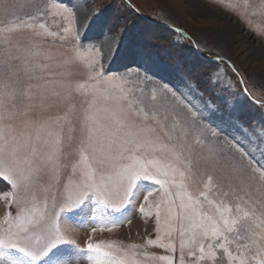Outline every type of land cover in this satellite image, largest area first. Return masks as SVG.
Instances as JSON below:
<instances>
[{"label": "snow or ice", "instance_id": "1", "mask_svg": "<svg viewBox=\"0 0 264 264\" xmlns=\"http://www.w3.org/2000/svg\"><path fill=\"white\" fill-rule=\"evenodd\" d=\"M30 7L34 13L21 17L11 0H0V14L14 17L0 25V178L11 186L12 191L4 193L11 197L9 204L17 205L15 217L6 212L0 224V264H79L84 252L90 264H141L134 251L141 246L136 244L89 240L80 248L62 231L60 217L89 201L119 211L136 197L138 182L145 181L156 186L144 194L149 208L155 209L157 233V239H148L147 245L174 253L178 234L179 264H186V256L192 258L187 264H217L218 250L227 264H264V126L258 131L256 125L246 129L236 125V135L216 117L210 100L203 99V91L232 88L221 79L223 70L217 66L225 63L223 57H208L210 71L204 80L194 82L182 71L179 83L165 82L161 76L146 107L143 89H138L142 93L138 96L126 89L127 70L110 72L111 59L105 65L106 56L114 59L126 39L137 47L145 37H130L127 26L113 25L104 41L85 45L87 28L82 35L75 13L63 0L54 4L30 0ZM60 15L67 22L63 34L47 23L50 16ZM163 23L183 36L176 43L186 42L194 55L202 54L203 49L183 29ZM23 32L29 34L27 44L15 39ZM57 36L69 48L56 65L64 71L49 68L40 74L48 68L35 59L42 52L40 44ZM226 63L236 73L235 65ZM72 68L78 69L80 79L74 78ZM154 80V75L145 74L147 83ZM238 83L243 84V78ZM242 91L247 93V88ZM77 97L79 106L72 104L64 116H43L49 100L71 104ZM38 110L41 114L34 116ZM74 121L79 122L78 135H74ZM66 144H75L78 159L60 186L61 169L66 167L61 158L71 155L64 151ZM194 154L197 161L202 159L221 174L217 182L209 174L204 190L193 191L189 183ZM41 174L56 186L50 208L48 195L43 207L38 202ZM156 194V200L149 199ZM139 211L145 212L144 204ZM116 226L114 221L100 225ZM162 230L166 243L160 238ZM139 255L174 264L172 255L146 251Z\"/></svg>", "mask_w": 264, "mask_h": 264}, {"label": "rangeland", "instance_id": "2", "mask_svg": "<svg viewBox=\"0 0 264 264\" xmlns=\"http://www.w3.org/2000/svg\"><path fill=\"white\" fill-rule=\"evenodd\" d=\"M16 5L15 14L25 16L33 14L34 10L30 7V0H11ZM60 0H41L42 4H54ZM67 6L71 7L84 34L87 28L89 40L84 44L101 43L105 40L109 27L115 25L118 28L127 26L129 36L134 38L145 37L140 40L137 47H131L126 39L123 46L113 59L106 56L105 65L108 60H112L110 72L124 74L127 70L128 83L125 86L133 96L141 95L138 89H143L145 106L150 107L151 89L155 84L160 83L163 76L165 82L169 79L179 83V73L189 75L195 82L207 79L206 73L210 71L209 63H204L195 54L194 49L190 50L189 45L175 41H183V36L174 33L165 26L163 21L175 25L184 30L187 36L191 37L201 49V56L216 55L223 57L225 61H231L235 65L236 73L230 65L218 63L217 66L223 70L221 79L225 83H230V91L218 92L217 90L203 91V99L210 100L211 106L216 110V117L225 122V126L236 135V125L248 128L256 125L259 131L264 126V0H129V3L137 11L133 12L124 0H63ZM97 9L101 13L93 15ZM56 10L53 9V12ZM14 17L0 14V25L9 22ZM147 18L156 21L164 27L152 24ZM47 23L52 31L59 34L62 28L67 26V22L62 15L50 16ZM27 32L18 34L15 39L21 43H28ZM3 47V36L0 35V48ZM107 53V45H103ZM113 47H115L113 45ZM42 52L35 57L39 64L47 65L40 74L46 73L49 68L54 72L64 71L63 67H56L62 54L69 48L66 41H61L59 36L48 38L40 44ZM45 53L48 59H45ZM91 58V53H85ZM214 70V69H213ZM75 73L74 78L80 79L79 71L72 68ZM155 76L152 84L145 81V74ZM243 78L244 83L238 81ZM203 86H201V89ZM247 88V93L242 90ZM254 98V99H253ZM72 104L79 106V98H74L71 104L53 98L44 105L42 112L44 117L55 118L69 113ZM38 110L34 116H39ZM151 122V121H150ZM74 135H78L79 122L74 121ZM166 139V138H165ZM195 143V141H192ZM71 152V155L61 163L66 165L61 169L60 186L68 178L71 172V164L78 159L76 146L73 144L64 149ZM199 152V147L196 148ZM257 160H260V153H256ZM213 176L214 182L219 181L220 172L207 167L201 159L197 161L195 154L192 157V176L189 181L193 191L204 190V183L208 175ZM225 190H227L226 181ZM142 185V186H141ZM149 187H156L152 182H138V191L131 204L121 208L119 211L111 208H103L95 202L89 201L81 208L73 210L71 213H64L60 217L62 231L74 239L80 248H85L87 242L112 241L117 245L128 246L136 244L134 251L138 254L141 264H164L163 261L152 260L150 257L139 255L143 252L161 255H172L174 264H179V237L176 234L174 243L176 252H169L157 245H147L148 239L156 240L155 231V209L149 208L144 201V194ZM51 178L47 174H41L37 185V197L40 207H43V199L49 196V208L51 207L50 194L55 190ZM12 191L7 181L0 178V224L3 223L6 212L15 217L17 205L9 204L11 197L4 196L5 192ZM159 194L150 197L156 200ZM231 193L229 200H231ZM255 198V197H254ZM141 204H144L145 212L139 211ZM151 214H148V213ZM106 221L116 222V227L101 228L100 225ZM96 228V231H92ZM162 242H167L168 237L164 231L160 233ZM186 256L187 261L191 260ZM217 264H227L222 251L218 250ZM79 264H90L87 252L79 255ZM208 264H212L211 261Z\"/></svg>", "mask_w": 264, "mask_h": 264}, {"label": "trees", "instance_id": "3", "mask_svg": "<svg viewBox=\"0 0 264 264\" xmlns=\"http://www.w3.org/2000/svg\"><path fill=\"white\" fill-rule=\"evenodd\" d=\"M124 3L125 4H128L129 6H130V9L133 11V12H136L137 13V11L134 9V7H131L132 5L129 3V0H124ZM147 20L149 21V22H151L152 24L154 23V24H156V25H159V26H161V27H164V26H162L161 24H158L156 21H154V20H152V19H149V18H147ZM198 57H199V59L201 60V61H203L204 63H209V60H208V57H214V56H216V55H205L204 54V56H201L200 54H196ZM225 61V60H224ZM219 63V62H218ZM226 66H228V64L226 63V61H225V63H224Z\"/></svg>", "mask_w": 264, "mask_h": 264}]
</instances>
